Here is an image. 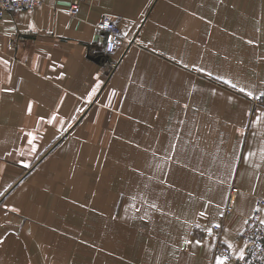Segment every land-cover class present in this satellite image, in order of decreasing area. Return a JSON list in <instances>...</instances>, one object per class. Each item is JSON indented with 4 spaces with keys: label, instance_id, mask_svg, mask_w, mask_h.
Segmentation results:
<instances>
[{
    "label": "crops",
    "instance_id": "obj_1",
    "mask_svg": "<svg viewBox=\"0 0 264 264\" xmlns=\"http://www.w3.org/2000/svg\"><path fill=\"white\" fill-rule=\"evenodd\" d=\"M71 1L0 14V264H216L218 240L237 264L264 200V0Z\"/></svg>",
    "mask_w": 264,
    "mask_h": 264
},
{
    "label": "built area",
    "instance_id": "obj_2",
    "mask_svg": "<svg viewBox=\"0 0 264 264\" xmlns=\"http://www.w3.org/2000/svg\"><path fill=\"white\" fill-rule=\"evenodd\" d=\"M45 0H0V14L3 10H11L18 8H34L42 4ZM78 11L77 0H72L69 5V14L74 15ZM105 25H107L105 27ZM98 29L106 32L105 52L112 53L122 38V30L117 23L107 16H103L96 24ZM233 197L229 196L224 208L223 217L227 216L232 211ZM264 202L263 199L257 201L256 208L247 216L243 229L239 233V239L244 244L243 259L238 258L237 264H264V224L260 221V205ZM213 224L212 228L216 231L219 227ZM214 254L220 257H225V260L233 258L232 249L221 243L219 240L214 245Z\"/></svg>",
    "mask_w": 264,
    "mask_h": 264
},
{
    "label": "snow or ice",
    "instance_id": "obj_3",
    "mask_svg": "<svg viewBox=\"0 0 264 264\" xmlns=\"http://www.w3.org/2000/svg\"><path fill=\"white\" fill-rule=\"evenodd\" d=\"M107 25H105V27H106ZM225 83H230L229 81H225ZM233 87H235V85H232ZM95 91V90H94ZM240 91L241 92H244L245 90L243 89V88H241L240 89ZM89 95H91V94H89ZM247 95L248 96H252V93L251 92H248L247 93ZM261 96H264V93H262L261 94ZM257 98H259V97H257ZM31 108H32V105H31V102H29V104H28V112L30 113L31 112ZM55 118V116H53L52 117V119H54ZM52 121H51V119L49 120V123H51ZM29 135V137L31 138L32 137V134L31 133H29L28 134ZM32 142V139H30L29 140V143H31ZM33 150H35V149H33ZM25 166H27V165H25ZM153 207H155V205H153ZM13 211H15L16 209H12ZM200 215H204V213H200ZM262 224H264V220H261L260 221ZM217 227H219V225H216ZM210 231V230H209ZM185 243H187V241H185ZM197 243H199V241H197ZM240 259H243V253L241 252L240 253V257H239ZM225 257H218L217 259H216V264H225Z\"/></svg>",
    "mask_w": 264,
    "mask_h": 264
},
{
    "label": "rangeland",
    "instance_id": "obj_4",
    "mask_svg": "<svg viewBox=\"0 0 264 264\" xmlns=\"http://www.w3.org/2000/svg\"><path fill=\"white\" fill-rule=\"evenodd\" d=\"M95 235L97 236L98 234L94 233V235H93V237H94V239H96L97 243H96V244L93 243V244H94L96 247H100L101 245L98 244V243H99V241H98L99 239L96 238ZM91 242H92V241H91ZM84 250H85V249H84ZM84 250H82L81 252L77 253V254H76V258H78V259L81 260V256H82ZM96 262H98V259H96Z\"/></svg>",
    "mask_w": 264,
    "mask_h": 264
}]
</instances>
